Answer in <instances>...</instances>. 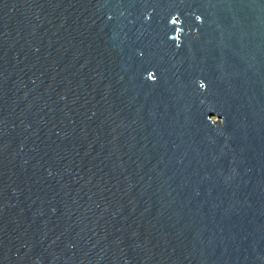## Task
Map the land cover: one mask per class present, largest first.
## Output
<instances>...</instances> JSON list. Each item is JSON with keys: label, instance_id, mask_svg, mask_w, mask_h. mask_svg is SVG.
Here are the masks:
<instances>
[{"label": "water", "instance_id": "95a60500", "mask_svg": "<svg viewBox=\"0 0 264 264\" xmlns=\"http://www.w3.org/2000/svg\"><path fill=\"white\" fill-rule=\"evenodd\" d=\"M0 264H264V0H0Z\"/></svg>", "mask_w": 264, "mask_h": 264}, {"label": "clouds", "instance_id": "9594fccd", "mask_svg": "<svg viewBox=\"0 0 264 264\" xmlns=\"http://www.w3.org/2000/svg\"><path fill=\"white\" fill-rule=\"evenodd\" d=\"M199 19H200V18L197 17V20H199ZM179 45H180V42L177 43V46H179ZM156 79H157V77H156V75H155V78L150 79V81L155 82ZM198 84H199V88H200L201 90H205V89H206V84H205L203 81H198ZM208 111L211 112L212 109L209 108ZM212 116L217 117V120H216V123H215V124H212V122L210 121V123H211L213 126H220V127H222V126L224 125L225 121H224L223 118H221L220 116L215 115V114H213Z\"/></svg>", "mask_w": 264, "mask_h": 264}]
</instances>
